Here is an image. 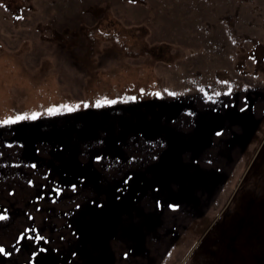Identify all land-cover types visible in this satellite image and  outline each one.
<instances>
[{
    "label": "rangeland",
    "instance_id": "rangeland-1",
    "mask_svg": "<svg viewBox=\"0 0 264 264\" xmlns=\"http://www.w3.org/2000/svg\"><path fill=\"white\" fill-rule=\"evenodd\" d=\"M263 138L264 0H0V264H181Z\"/></svg>",
    "mask_w": 264,
    "mask_h": 264
},
{
    "label": "water",
    "instance_id": "water-1",
    "mask_svg": "<svg viewBox=\"0 0 264 264\" xmlns=\"http://www.w3.org/2000/svg\"><path fill=\"white\" fill-rule=\"evenodd\" d=\"M181 264H264V138L227 204Z\"/></svg>",
    "mask_w": 264,
    "mask_h": 264
},
{
    "label": "trees",
    "instance_id": "trees-1",
    "mask_svg": "<svg viewBox=\"0 0 264 264\" xmlns=\"http://www.w3.org/2000/svg\"><path fill=\"white\" fill-rule=\"evenodd\" d=\"M166 103L171 104L170 102H166ZM138 105H140V111H141L142 107H144L146 104L141 105L138 103ZM134 108H135V110H138L137 106H134ZM68 135L69 134L66 131H62L60 133L55 134L56 138H53L58 142L60 149L64 150L63 155L65 156V153L67 154V156H65L64 158L67 157V158L71 159V160L69 159L67 165L61 164L60 168H59V166L57 168L58 169L57 171L59 173H61V175H63L64 181L66 183L69 182L68 179L76 180L77 178H81V176L86 171L82 161L79 159L78 160L76 159L75 148L71 146L72 142L70 141V138ZM51 139H52V137L49 140H51ZM28 156L30 158V154H28ZM55 168H56V166H55ZM50 252H52V253H50ZM58 254L59 253H57V255ZM30 255L31 256H30L29 264H55L58 261V259L60 258L59 255L55 256L56 254L53 253V251H51V250L49 251L46 249H37V250H35V252L31 253ZM50 255H54V256H50ZM55 257H57V258H55ZM35 260L37 262H35Z\"/></svg>",
    "mask_w": 264,
    "mask_h": 264
},
{
    "label": "snow or ice",
    "instance_id": "snow-or-ice-1",
    "mask_svg": "<svg viewBox=\"0 0 264 264\" xmlns=\"http://www.w3.org/2000/svg\"><path fill=\"white\" fill-rule=\"evenodd\" d=\"M103 103H105V104H111V103H115V101H113V100H104ZM97 106H99V105H97ZM63 107H64L67 111H72V110H73L72 108L68 107L67 105H64ZM49 111H50V112H53V111H59V109H49ZM36 115H38V114H33V116H32L31 118H32V119H35V118H36ZM21 119H24V117H21V116H17V117H16V120H21ZM14 122H15V121H13V120H11V119L3 121V123H14ZM0 219H3V217H0ZM4 251H5V250H4L2 247H0V253H3Z\"/></svg>",
    "mask_w": 264,
    "mask_h": 264
},
{
    "label": "flooded vegetation",
    "instance_id": "flooded-vegetation-1",
    "mask_svg": "<svg viewBox=\"0 0 264 264\" xmlns=\"http://www.w3.org/2000/svg\"><path fill=\"white\" fill-rule=\"evenodd\" d=\"M261 260H263V258L261 257Z\"/></svg>",
    "mask_w": 264,
    "mask_h": 264
}]
</instances>
